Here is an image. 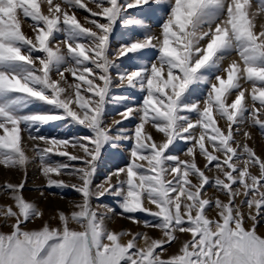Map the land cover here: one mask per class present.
Segmentation results:
<instances>
[{
	"label": "snow or ice",
	"instance_id": "obj_1",
	"mask_svg": "<svg viewBox=\"0 0 264 264\" xmlns=\"http://www.w3.org/2000/svg\"><path fill=\"white\" fill-rule=\"evenodd\" d=\"M252 128L264 0H0V264H264Z\"/></svg>",
	"mask_w": 264,
	"mask_h": 264
},
{
	"label": "rangeland",
	"instance_id": "obj_2",
	"mask_svg": "<svg viewBox=\"0 0 264 264\" xmlns=\"http://www.w3.org/2000/svg\"><path fill=\"white\" fill-rule=\"evenodd\" d=\"M87 3L88 0H85ZM85 15H88L86 10H80L78 12V18H80L83 22V17ZM151 23V21H149ZM153 27H156L155 24H153ZM24 31L27 32L28 34H31L30 29L27 24L23 25ZM112 117L109 116V119ZM221 125H223V121L220 122ZM48 131H51L55 133L58 131L57 128L54 129H47ZM251 132L253 133L255 140H248L247 142L250 145L255 146V149L258 154L264 155V137H261L259 131L256 128H252ZM243 139V137H241ZM251 141V142H250ZM28 144L33 143L32 141H26ZM63 147V146H61ZM260 149V150H259ZM69 150H71L69 148ZM29 155H32L31 151H28ZM103 170V169H102ZM255 171V169H254ZM28 181H27V186L24 190V195L30 200H35L36 203L44 210V217L45 219H48L50 216L55 215V210L57 208L63 209V210H69L72 207V202L73 201H78L79 200V194L76 193L74 190L70 188H66L63 191L60 189H48L47 187L45 188V192L47 195V199L40 198L39 191L37 190V186L40 185H46V180L45 178L39 173L38 170V160L34 163L29 164L28 167ZM65 180H68L69 178L64 176L61 177ZM10 180L11 182H18L20 179V176L16 171H6L3 165H0V184H2L5 180ZM56 191L57 195H51V191ZM65 198H61V197ZM3 200V197H0V201ZM53 224L56 223L55 220L51 221ZM40 221L36 222V225H38ZM36 225H29L30 227L36 226ZM110 227L116 230H119L121 228H133L135 229V225L132 222H129L125 219L118 218L114 223L110 224ZM7 230V229H5ZM259 231L261 234H264V225L259 226ZM153 235H158L157 232H153ZM127 239V237H125ZM177 248L176 244H173L172 247L169 249V251H175Z\"/></svg>",
	"mask_w": 264,
	"mask_h": 264
},
{
	"label": "bare ground",
	"instance_id": "obj_3",
	"mask_svg": "<svg viewBox=\"0 0 264 264\" xmlns=\"http://www.w3.org/2000/svg\"><path fill=\"white\" fill-rule=\"evenodd\" d=\"M250 140V139H249ZM251 142V141H250ZM260 150V149H259Z\"/></svg>",
	"mask_w": 264,
	"mask_h": 264
}]
</instances>
